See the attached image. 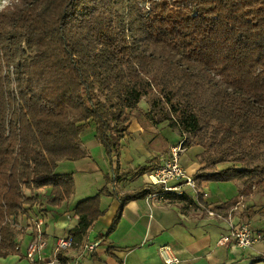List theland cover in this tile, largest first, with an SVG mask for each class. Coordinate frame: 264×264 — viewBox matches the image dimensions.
Returning a JSON list of instances; mask_svg holds the SVG:
<instances>
[{"label": "trees", "instance_id": "trees-1", "mask_svg": "<svg viewBox=\"0 0 264 264\" xmlns=\"http://www.w3.org/2000/svg\"><path fill=\"white\" fill-rule=\"evenodd\" d=\"M144 98L148 121L205 149L200 160L211 168L200 183L239 182L234 201L264 186V0H17L0 13V259L20 256L17 226L37 203L45 214L74 194V174H58V164L89 157L82 135L92 126L112 172L75 207L74 247L104 216L103 196L120 208L92 254L128 203L161 191L117 192L149 170L122 172L120 163ZM230 153L243 167L219 170ZM165 198L197 208L186 195Z\"/></svg>", "mask_w": 264, "mask_h": 264}, {"label": "crops", "instance_id": "crops-1", "mask_svg": "<svg viewBox=\"0 0 264 264\" xmlns=\"http://www.w3.org/2000/svg\"><path fill=\"white\" fill-rule=\"evenodd\" d=\"M146 113L147 111L144 112V116ZM144 116H140V118ZM154 126L153 130L148 122L138 121L136 116L132 118L124 139L127 143H131V147L129 150L124 147L122 172L148 167L153 163L152 159L158 164L157 160L180 142L171 134L168 126ZM147 136H151L148 143H146ZM94 138L85 142L82 137L86 149L91 148L90 143L99 147ZM132 151H134L135 157L132 155ZM203 151L200 146L194 145L186 152L191 153L190 156H185V153L181 157V164L188 174L196 177L200 172L208 171L206 163L200 160ZM140 154L141 156H139ZM223 165H217V168L223 170L226 168ZM60 166L63 168L60 171H64V173H58ZM106 168L105 164H99L91 156L75 162L65 161L58 164V174H74L75 191L69 200L57 208L55 214H51L48 207H46L48 212L45 214L41 213L40 208L33 209L32 218L35 219L39 216L45 222V238L47 240V247L44 250L45 259L51 261L54 258L53 247L56 239L70 234V230L78 225V218L74 213L77 204L95 196L97 188L100 187V190L103 188L102 182H104ZM78 175L83 177L81 180L84 182L88 178L93 179L92 177L96 176L99 185L94 188L89 186L81 189L80 186L78 187ZM146 182L143 175L136 173L119 184L117 192L120 195L135 193L149 187ZM232 183L235 188L229 196L221 191L216 194L209 192L208 198L204 199L207 206L200 205L202 210L198 209V213H189L176 202H171L169 205L166 203L156 204L148 198L132 201L125 206L115 232L93 254H89L88 251H85V246L97 244L99 236L104 235L112 226L120 208L118 200L107 195L103 196L101 210L104 211V216L89 229L82 245L57 256V264H166L165 260L171 258L178 259V262L171 264H259L264 262V245L244 249L230 243L232 228L239 221L245 219L253 223L254 220H261L264 223V217L256 212L257 209L253 207L248 198L242 197L238 201L233 200L242 185L236 181ZM211 185V183H204V190H210ZM219 185L221 187L218 189H223L227 184ZM111 190L112 188H110ZM231 196L233 199L229 200ZM214 197L218 199L212 200ZM238 204H240L239 210L233 211V207ZM197 208H199L198 205ZM249 208H251L250 212ZM207 209L215 210L221 217L209 216L206 213ZM245 211H247L246 214ZM257 216L258 218H256ZM46 219H51L53 222V231H59L54 233V239H51L47 232ZM26 223H30L31 227L22 225L26 231L19 240H22L27 233H32L33 221ZM256 230L259 231V229ZM260 231L264 232L263 229ZM19 248L21 250V247ZM11 257L21 259L19 256L8 258Z\"/></svg>", "mask_w": 264, "mask_h": 264}, {"label": "built area", "instance_id": "built-area-1", "mask_svg": "<svg viewBox=\"0 0 264 264\" xmlns=\"http://www.w3.org/2000/svg\"><path fill=\"white\" fill-rule=\"evenodd\" d=\"M186 140H181L177 145L171 147L167 155L161 156L158 166L147 170L143 175L148 180L150 188L160 187L161 191L158 193H151L146 198L151 202L159 204H170L171 201L165 198L166 192H172L176 195H186L194 202H199V197L204 199L208 197L204 189L198 187V180L195 176L188 174L186 169L181 164V157L187 151ZM240 204L233 207V211L239 210ZM206 213L212 217H221L218 212L213 209H207ZM32 240L29 244L26 253V259L30 264H57V256L72 248L73 238L70 234L64 235L56 239L53 247L54 258L50 261L45 259L44 250L47 247V240L45 238V222L39 216L33 219ZM230 243H234L240 248H250L257 243L264 241V232L256 230L252 224L247 221H239L238 224L232 228L230 235ZM98 246L97 244H87L85 251L93 252ZM168 251L169 248H167ZM166 264L178 262V259L171 258L165 260Z\"/></svg>", "mask_w": 264, "mask_h": 264}, {"label": "rangeland", "instance_id": "rangeland-1", "mask_svg": "<svg viewBox=\"0 0 264 264\" xmlns=\"http://www.w3.org/2000/svg\"><path fill=\"white\" fill-rule=\"evenodd\" d=\"M16 2H17V0H0V13L3 10H6L7 8L13 6ZM143 5H145L146 7L149 6L148 3L143 4ZM150 107L151 106H150V104H148V99L147 98H144L141 101V103H140V110L135 113V116L138 119V121H142V122H145L146 121V122H148L149 123V126L151 127V129L154 130L155 129L154 124H152L150 121H148V119L145 117L146 115L144 116V112H146V111L148 112L150 110ZM140 116H144V117L140 118ZM161 125H166L167 126V123H164V124H161ZM168 129L171 130V134L174 137H176V139L178 141L186 140L187 151H188V149L190 147H192V146L195 145V143H196V137L194 135L184 134L183 136H180L178 131H174V130H172L169 127H168ZM94 133H95L94 126L86 129L84 131L83 135H82L83 140L85 142H88V141L92 140L94 138ZM150 138H151V136H147L146 143H148L150 141ZM97 145L99 147L93 146L92 143L89 144V146H91V148L87 149L88 150V153H89V156L93 157V159L96 160L99 164H101V165L102 164H105L106 167H107L106 168L105 176L106 175H110L111 176L112 168H111L110 158L108 157V155L106 153V150L100 144H97ZM195 146H197V145H195ZM124 147H125L126 150H129L130 147H131V143H127L126 140H124L123 143H122V155H121V159H120L121 167H122V159H123V150H124ZM201 148L204 150L203 151V153H204L205 152V149L203 147H201ZM168 152H166V153L168 154ZM167 154H165V155H167ZM190 154L191 153H186L185 156L186 155L187 156H190ZM132 155L135 157L134 151H132ZM139 156H141V154ZM234 157L235 156L232 155V153H230L227 158L229 160H231V162H229V163H222V164H224L223 166L226 167V168L227 167H239V168H242L243 166L240 165L239 163L232 162V160L234 159ZM158 159H159V156H158ZM157 161L159 162L160 159L157 160ZM151 162H153V163L148 166L149 170L151 168H154L155 166H158L157 162H155L153 159H152ZM222 164H219V165H222ZM258 164H261V160H250V167H254V166L258 165ZM62 166L59 167L60 169H59L58 173H62V172L64 173V171H60L61 169H63ZM114 166H116V161H115L113 167ZM206 166H207V164H206ZM210 168H211L210 166H207V170L208 171H209ZM122 169L123 168H121V171H122ZM105 176H104V182H102V185H104V186L107 184ZM82 178H83L82 176L78 175V179H77V181H78V187L80 186L81 189L88 188L89 186H91V187L94 188L96 185L97 186L99 185V182H97V177L96 176L92 177L93 179H89L88 178V180L85 181V182L83 180H81ZM146 181L148 182L147 179H146ZM147 182H146V184L148 185L149 183H147ZM210 183L212 184L210 190L209 189L206 190V192H207L208 195H209V192H211L212 194L213 193L216 194V193H219V191H221L224 194H226V196H229L232 193L233 188H235L234 187L235 185H233L234 183H232V182H226V183L210 182ZM219 184H227V185H226V187H223V189H218V188L221 187ZM198 185H199L198 187H200L201 189H204L203 188L204 183H200L198 181ZM109 186H110V188L112 187L111 184H109ZM252 190H253V192L248 197V199H249V201L252 202L253 207L257 209L256 212L261 217H264V186H261V187H258L257 188V186L255 185L252 188ZM99 191H100V187L97 188V191H96L95 194H97ZM42 193H43L42 199L44 200V203L46 204L47 203V200L50 198L51 190L48 191V189H43V192ZM42 193H40V194H42ZM219 197H220V195L218 196V198ZM218 198H216V199H218ZM216 199H215V197L212 198V200H216ZM230 199H233L232 196L229 198V200ZM176 203H179L180 206H181V208H183L185 211L188 210L187 212H189V213H198V209L202 210L200 208V205L201 204L199 202L196 203L199 206V208L189 207L186 203H183V202H176ZM37 205H39V204L37 203ZM46 206L51 210V214H55L56 213L58 207H51L48 204H46ZM39 208H40V206H39ZM35 209L38 210V207H35ZM256 218H258V216ZM244 221H247L249 224H252V225L254 224L253 227L255 229H259V231L262 230V229L264 230V223L261 220H254L253 223H250V221L245 220V219H244ZM30 222H32V220ZM22 225L25 226V227H28V228L31 227L30 223L27 224L26 222H20V224L17 226L18 227L17 229H22L25 232L26 229ZM53 227H54V225H53V222L51 221V219H46V228H47L48 234H50V238L51 239H54V237H55V234L54 233H58L59 232L58 230L57 231H53V229H52ZM44 228H45V226H44ZM24 232L22 233V235L25 234ZM22 235H20V236H22ZM31 240H32V235L30 234V232L27 233L25 235V237L23 236L22 240L21 239L19 240V242H18L19 243V247H21L20 256H19V257H21L20 260L18 258H12L11 257V258H6V259H1L0 260V264H30L28 262V260L26 259V253H27V249L29 247V244H30ZM260 245H264V241H262L260 243H257V244H255L252 247H256V246H260ZM90 253L91 252H89V254ZM259 264H264V262H260Z\"/></svg>", "mask_w": 264, "mask_h": 264}]
</instances>
